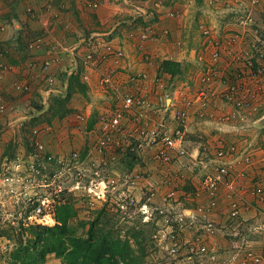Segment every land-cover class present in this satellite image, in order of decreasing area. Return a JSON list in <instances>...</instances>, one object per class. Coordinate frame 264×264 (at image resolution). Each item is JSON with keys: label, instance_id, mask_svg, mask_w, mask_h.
I'll use <instances>...</instances> for the list:
<instances>
[{"label": "built area", "instance_id": "obj_1", "mask_svg": "<svg viewBox=\"0 0 264 264\" xmlns=\"http://www.w3.org/2000/svg\"><path fill=\"white\" fill-rule=\"evenodd\" d=\"M20 1L22 0H0L5 3ZM24 1L26 4L23 14L26 18L47 21L46 14L51 7L50 2L36 0V3L40 1L42 5L35 6L32 0ZM84 1L94 9L101 4L99 0ZM125 1V5L133 9L139 17L145 14L149 16L150 21L155 19L154 12L143 10L131 0ZM253 1L261 3L264 0ZM162 2L163 0H157L156 5ZM169 16L175 17L177 13L171 11ZM242 21L244 24L248 23L246 19ZM19 22L22 23L21 20ZM7 26H10V22H0V32L5 31ZM201 28L206 37L204 42L210 47L211 61L222 59L227 53L225 50H228V46L222 45L218 39H213L209 35L210 30L204 24ZM21 30L24 31L25 27ZM50 30L51 28L43 29L37 34L27 31L23 33L26 36V48L32 53L29 67H35V55L40 53L44 54L41 62L43 70H48L55 63H65L68 60L71 74L73 69L82 64L89 70H97L102 88L105 91L117 92L122 102L111 111V114H101L97 128L85 132L91 137L97 131L96 138L90 146L84 150L73 149L68 154H56L47 150L42 135L50 131L51 126L48 124L42 122L25 125L23 120L16 121L15 118L8 120L6 126L14 134L13 149L0 160V229L20 225H55L57 205L65 202L71 195L79 203L81 201L88 203L92 208L106 203L116 204L122 209H127L128 204L137 207L144 223L156 225L152 232V241L157 247L169 253L171 260L167 264H264V252L253 248L248 240L241 238L243 236L231 242L228 251L232 256L221 262V247L213 238L221 228L211 218V214L222 209L223 192L228 200L226 214L230 223L235 222L242 209L250 204L247 195L251 194V197L264 203V176L262 173L251 174L252 156L244 154L239 158L236 155L240 147L219 138L214 152L215 163L212 164L207 159L200 160L187 148L191 117L188 108L191 102H187L186 108L172 110L175 125L169 126L166 121L158 120L151 115L149 95L159 77L152 79L144 70L131 73L127 79L130 85L123 90L118 81L121 77L117 69L103 65L105 60L113 59L119 62L126 55L123 48L115 46L106 38L108 33L95 32L87 39L84 38L88 51L82 54L79 52L80 45H66L49 37ZM139 35L141 41L149 38L148 32H141ZM16 39L17 37L14 38ZM7 53L8 48L0 44V80L14 71L15 65L3 59ZM145 54V58L151 60V56ZM259 57L264 58V51ZM88 76L86 73L85 77ZM55 82L54 75L49 74L45 77L43 87L45 93L42 94L41 104L46 110L42 111L48 110L50 95L58 92ZM12 87L18 93H29L32 89L30 81L26 78L14 81ZM176 93L177 91L173 96H167L170 97V101L173 100L172 104L167 103L166 98L165 102L161 103L165 111L176 107ZM242 97H238L236 101L238 107H254L251 101H247L246 97L241 99ZM15 110L16 108L9 105L0 92V115H12ZM77 120L79 123L86 122V117L84 114H77ZM136 121L140 126L129 128ZM127 124L130 125L128 129ZM121 131H124L126 136L136 134L147 140V146L152 149V158L170 171L174 170L176 165L181 168L191 166V169L199 170V182L193 192L195 206L181 211H171L164 206H157L155 205L157 192L141 171L136 169L130 174H122L112 169L111 163L116 159V144L119 143L116 137ZM139 137L137 138L140 139ZM125 140L126 138L123 143ZM140 145L142 146L141 143ZM187 156L191 157L192 164L185 161ZM238 165L241 167L238 168ZM52 170L54 171L50 174ZM242 178H248L252 185L244 187V182H240ZM172 180L171 177H165L163 182L170 185ZM136 190H141L140 194ZM175 195V190L171 189L164 201H169L168 199ZM258 228L263 230L264 223Z\"/></svg>", "mask_w": 264, "mask_h": 264}, {"label": "crops", "instance_id": "obj_2", "mask_svg": "<svg viewBox=\"0 0 264 264\" xmlns=\"http://www.w3.org/2000/svg\"><path fill=\"white\" fill-rule=\"evenodd\" d=\"M44 2V0H40ZM36 0H32V4L35 6L42 5ZM50 2V11H47V21L41 19L26 18L23 14V8L26 1L22 0L18 3H5L0 2V22L8 21L10 26L3 32H0V44H3L8 48V53L3 57L4 60L11 62L14 66V71L5 75L0 80V92L5 96L8 104L15 107V112L6 115H0V159L6 154H9L13 149L14 135L10 128H7L6 124L11 118L14 120H23L25 123H44L51 126L50 131L42 135V140L46 144L48 151L56 154H68L73 149H85L90 146L96 138L97 131L92 136H88V130H93L99 125V117L107 109L113 110L116 106L108 107V99H112L115 103L121 104L122 100L118 95L113 94V91H105L99 81V72L97 70H89L87 67L82 66L81 81L87 86V95L90 96V101L87 99L86 107L88 108V115L86 122H78L77 114L75 112L70 113L64 117L51 116L45 111H38V105L41 104L42 94L45 93L44 82L45 77L49 74L54 75L56 78L55 87L58 88V92L55 94H61L66 92L69 87V63L68 60L65 63H55L48 70L41 68V62L44 54L35 55V67L30 68L29 63L31 55L26 48V36L23 34L25 31L28 33L37 34L43 29L51 28V34L49 37L62 42L66 45H80L79 52L84 54L88 51V46L84 43V38L90 36L92 33H108L107 39L111 40L115 46L123 48L126 55L119 62H115L113 59L105 60L103 65H109L117 69L119 76V84L124 90L129 86L128 77L131 73L137 71H147L151 78H155L158 72L159 64L165 59H173L177 61H187L191 56H195L201 53L197 48L186 46L180 48L176 46V42L185 41L190 42L196 34L195 29L199 22L203 20H213L214 8L223 4L238 7L239 3H244L249 0H225L221 3L215 4L208 3V0H200L199 3H195L194 0H163L160 5H156L157 0H131L140 5L142 9L152 11L155 13V21L149 20V16L143 14L140 17L135 13L133 9H129L125 5V0H99L101 4L98 8L90 7L84 0H47ZM210 2L212 0H209ZM213 2V1H212ZM174 11L177 16L170 17L169 12ZM202 13V14H201ZM218 16V15H217ZM19 20L22 21L19 22ZM44 20L46 18L44 17ZM48 25V27L45 26ZM25 27V30L21 28ZM19 31V32H18ZM168 31V35L164 33ZM148 32L149 38L145 41L140 40V33ZM110 34V35H109ZM17 37L16 40L14 38ZM185 41V43H187ZM202 45V43H201ZM147 49V50H146ZM145 51L152 52L151 60L145 59ZM201 51V48H200ZM149 61V62H148ZM74 69L71 71V73ZM86 73L89 75L85 77ZM166 74H160V78H165ZM27 79L32 85V89L29 93H18L13 89L14 81L18 79ZM168 78L176 80V76L168 75ZM151 85V83L149 82ZM167 84V89H158L157 93L164 92L163 95L166 101H170L168 95L173 96L176 92L175 87L170 88ZM156 86V87H155ZM159 85L155 84L154 88ZM102 89V90H101ZM100 90V91H99ZM105 91V92H104ZM79 93V92H78ZM51 94L50 96H52ZM156 97V95H155ZM160 96L154 101L158 105ZM106 98V99H105ZM50 105V97L48 99ZM34 102H40L37 107L33 106ZM173 103V100L168 102ZM110 105V104H109ZM116 105V104H115ZM50 107V106H49ZM43 110H46L43 108ZM152 110V109H151ZM158 111V110H157ZM156 113V110L151 111V115ZM256 121H259L256 120ZM262 121V120H261ZM257 122L259 126L263 123ZM207 124H217L219 130L225 126H229L227 122H216V119L205 121ZM152 123V122H151ZM81 124V125H80ZM203 124V121L198 123ZM3 125V127H1ZM130 125H126L128 129ZM204 127V126H202ZM261 127V126H260ZM259 127V128H260ZM135 128L134 124L132 127ZM201 128V126H200ZM227 128V127H226ZM204 130H207L204 128ZM92 132V131H91ZM222 132V131H220ZM124 131L119 132L117 137L126 136ZM213 136H221L228 139L236 138L238 133L225 134V133H212ZM210 137V136H209ZM117 139V138H116ZM201 144V143H200ZM243 150L237 153L239 155H251L252 166L250 167L251 174L262 173L264 176V134L254 133L251 138H242L238 143ZM193 155L198 156L201 160L203 154L200 153L201 147H193ZM197 148V149H195ZM209 155V154H207ZM206 155V156H207ZM205 156V155H204ZM235 156V157H236ZM208 160L212 164L215 163L216 158L210 157ZM187 166H184L186 169ZM241 167L238 165V168ZM181 167L174 166V170ZM118 172L122 173L120 170ZM240 182H244V187H250L251 181L248 178L240 179ZM221 196L220 211H216L211 214L213 218L221 228L219 233L213 238L218 242L221 247L220 257H226V259L232 256V253L228 251L231 242L238 238H245L250 244L258 251L264 252V229L261 230L258 226L264 223V203L259 202L257 199L247 195L250 199V204H247L241 211L240 216L230 223L226 214L228 208L227 196L225 192ZM225 235V236H223ZM54 257V256H52ZM51 258V257H50Z\"/></svg>", "mask_w": 264, "mask_h": 264}, {"label": "rangeland", "instance_id": "obj_3", "mask_svg": "<svg viewBox=\"0 0 264 264\" xmlns=\"http://www.w3.org/2000/svg\"><path fill=\"white\" fill-rule=\"evenodd\" d=\"M212 1L210 2L208 0V3H221V1L223 2L225 0ZM199 2L200 0H194L193 7H195V3ZM202 3L205 4L204 0H202ZM263 3L264 1L258 3L249 0L244 3L238 2V7L233 6L232 3L231 5L221 4L215 7L213 9L214 12H211L214 14H210L213 20L209 19L208 21L203 20L199 22L195 29L196 34L193 39H190V42H187L189 39H185L187 43H185V41L183 43V41L179 40L176 42V46L180 48L193 46L201 53L191 56L189 60L184 62L165 59L176 63L175 67H177L178 72L176 75H173V77H177L176 80L172 81V78L169 79L168 75L170 76L172 74L166 72V70L164 71L162 62L159 64L158 72L160 74H166V77L156 82L159 86L153 88L150 92L151 111L156 110L153 116L158 120L166 121L169 126L173 127L175 122L173 120L172 110L176 108H186L187 102H191L192 104L188 108L191 117L189 134L187 137V148L193 155V147H201L200 153L203 154L204 152L205 155L202 157L203 160H208L210 157H213V153L217 149V140L219 138L224 139L229 144L238 145L242 138H251L254 133L264 134V126L261 124L260 127L257 123L261 120L263 121L264 118V58L259 57L260 53L264 51ZM245 19L248 21L247 24H244L242 21ZM202 24L208 27L210 30L209 35H211L213 39H218L222 45L228 46V50H225L227 53L222 59L211 61L209 55L211 53L210 47L204 42L206 37L202 32ZM164 33L166 35L168 32L164 31ZM228 51L230 52L229 54ZM145 53L152 58V52L145 51ZM68 63H70V61H68ZM160 74H157V77L160 78ZM167 84H169L168 86L170 88H172V86L175 87L177 91L176 107H173L174 109L169 111H165L161 106V103L165 102V97L163 96L165 93H157L158 89H167ZM246 89H248V91H246ZM108 93L110 92L108 91ZM114 93L115 92H113V94ZM57 94L54 93L50 96L51 101L54 95ZM87 94V91L76 92L71 97L69 103V106L73 108L75 114H84L86 119L88 115L86 101L90 99V96ZM115 95H118L117 92ZM158 96H160L158 99L159 105L153 101L154 99L156 100ZM240 96H243L241 99L246 97L247 101H251L254 107H238L236 101ZM107 101L108 107L111 105L116 107L121 105H118L117 101L114 103L112 99H108ZM38 103L40 102H34L33 106L37 107ZM103 113L111 114V110L107 109V111ZM212 119H216L217 123L227 122L230 123V125L219 130V128L216 127L218 126L217 124L210 125L205 122ZM258 119L259 121H256ZM202 121L203 124L199 125L198 123ZM262 121L261 123H263ZM132 124H134L135 128L140 126L137 121ZM1 127H3V125ZM204 128L207 130H204ZM212 133L235 135L238 133L239 135H237L236 138L228 139L225 136L224 138L221 136L212 137ZM137 137H139V135L137 136L136 134L134 136L127 135L126 137H116L119 143L116 144V159L111 163L112 169L120 170L122 174H130L136 169L141 171L145 175V179L153 186L154 191L157 192L155 196V205L157 206H164V208H169L171 211H181L185 208L195 206L196 202L193 201V192L195 186L199 182V170H194L190 168L191 166H187L186 169L178 168L170 171V169L152 158V149L146 144L148 141L139 137L140 140ZM125 138L126 140L123 143ZM238 147L240 146L238 145ZM241 150H243V148H240V151ZM2 158L3 157H1V159ZM185 158L186 162H191L192 164L190 156ZM53 171L54 170L50 171V174H52ZM165 177L173 178L170 185H166L163 182ZM171 189L175 190L176 195L165 202L164 199L168 197V193ZM136 192L140 194L141 190H136ZM103 206L104 204H98L96 208H92L88 203L82 201L80 203L77 202L74 206L76 213L71 218V224L77 228L78 234L83 235V233H86L85 231L89 228V222L96 217ZM107 207L111 209V213L115 215L114 221L119 219V222L117 221L116 224L119 225V227L123 225L121 234L126 235L128 230H130V240L134 248L136 245L133 239V233L137 231L142 232L140 239L142 241V247H144L143 250L145 251L142 264H167V262L171 260L169 253L157 247L152 241V231L156 225L153 223H144L137 207L122 209L116 204H107ZM117 208L121 209L123 212L118 211ZM119 227L117 226V228ZM187 234L189 237V231ZM13 235H15V233H13ZM14 245L13 238L9 239L7 236L0 237V264H9L10 252ZM225 259L226 257H221V262ZM45 264H62V260L52 254L48 257Z\"/></svg>", "mask_w": 264, "mask_h": 264}, {"label": "trees", "instance_id": "obj_4", "mask_svg": "<svg viewBox=\"0 0 264 264\" xmlns=\"http://www.w3.org/2000/svg\"><path fill=\"white\" fill-rule=\"evenodd\" d=\"M88 37H85V39ZM175 65L176 63L169 60L162 61L164 71L166 70V72L173 75L178 72ZM82 66L80 64L71 73L68 90L54 95L53 102L45 111L46 113L51 116L64 117L73 112V108L69 106L71 97L76 92H86L87 90L86 84L81 81ZM37 108L38 111L43 110V107L38 106ZM27 124H34L33 118L31 124L25 123V125ZM77 202L78 200L70 195L65 202L57 205V222L55 225L35 224L1 228L0 237L7 236L9 239H14L15 245L10 252L9 264H45L52 254L60 258L62 264L143 263L145 251L140 239L142 232L133 233V239L137 247L134 248L130 240V230L126 235L121 234L123 225L119 227L116 224L119 219L114 221L115 215L111 213L107 203L99 210L96 217L89 222L86 233H83V235L78 234L77 228L71 224V218L76 213L74 206ZM129 207L135 206L128 204L127 208ZM117 210L123 212L119 208Z\"/></svg>", "mask_w": 264, "mask_h": 264}, {"label": "water", "instance_id": "obj_5", "mask_svg": "<svg viewBox=\"0 0 264 264\" xmlns=\"http://www.w3.org/2000/svg\"><path fill=\"white\" fill-rule=\"evenodd\" d=\"M262 122H263V124H264V118H263V121H262Z\"/></svg>", "mask_w": 264, "mask_h": 264}]
</instances>
